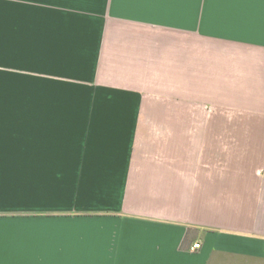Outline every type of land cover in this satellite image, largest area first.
Returning a JSON list of instances; mask_svg holds the SVG:
<instances>
[{
    "label": "crops",
    "instance_id": "0c3cea01",
    "mask_svg": "<svg viewBox=\"0 0 264 264\" xmlns=\"http://www.w3.org/2000/svg\"><path fill=\"white\" fill-rule=\"evenodd\" d=\"M64 7L44 59L83 96L0 128V264H264V0Z\"/></svg>",
    "mask_w": 264,
    "mask_h": 264
},
{
    "label": "rangeland",
    "instance_id": "374dc122",
    "mask_svg": "<svg viewBox=\"0 0 264 264\" xmlns=\"http://www.w3.org/2000/svg\"><path fill=\"white\" fill-rule=\"evenodd\" d=\"M71 3L64 4L62 0H0V124L3 125L0 128H6L4 124L11 122L25 124L26 119L43 117V113L45 117H58L61 111L49 106L44 110V103L80 100L83 96L70 93L77 89L69 82L73 80L56 76L58 72H53L52 62L49 63L48 57L44 59L49 54V47L45 55L42 48L43 27L47 28L51 22L59 25L64 19L62 15L68 13L64 6ZM167 32L163 30L164 38L171 37L173 42L199 38L182 31ZM219 47L211 45L213 50ZM163 97L150 96L146 101L153 105L143 111L142 117L170 116V109H159L164 103L169 108V98ZM197 108L192 114L189 111V115L182 116L204 117L207 111L204 105Z\"/></svg>",
    "mask_w": 264,
    "mask_h": 264
},
{
    "label": "built area",
    "instance_id": "2783aa9c",
    "mask_svg": "<svg viewBox=\"0 0 264 264\" xmlns=\"http://www.w3.org/2000/svg\"><path fill=\"white\" fill-rule=\"evenodd\" d=\"M200 246V243H194L193 245H192V249H196V248H198Z\"/></svg>",
    "mask_w": 264,
    "mask_h": 264
}]
</instances>
